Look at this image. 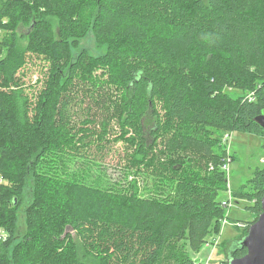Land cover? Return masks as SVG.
I'll use <instances>...</instances> for the list:
<instances>
[{
	"label": "trees",
	"instance_id": "16d2710c",
	"mask_svg": "<svg viewBox=\"0 0 264 264\" xmlns=\"http://www.w3.org/2000/svg\"><path fill=\"white\" fill-rule=\"evenodd\" d=\"M91 30L104 55L83 49L73 59ZM31 55L49 62L35 103L25 84ZM92 82L132 91L118 134L105 112L99 119L97 86L85 96L87 117L71 121V103ZM146 111L156 118L149 128ZM260 114L264 0H0V264H194L191 252L219 231L227 208L223 130L264 134ZM72 132L81 169L65 149ZM189 149L205 159L190 156L201 171L185 165ZM245 187L239 194H257L256 221L264 165Z\"/></svg>",
	"mask_w": 264,
	"mask_h": 264
},
{
	"label": "rangeland",
	"instance_id": "374dc122",
	"mask_svg": "<svg viewBox=\"0 0 264 264\" xmlns=\"http://www.w3.org/2000/svg\"><path fill=\"white\" fill-rule=\"evenodd\" d=\"M48 19L50 20L53 26L54 34L57 37L59 35L58 18L55 15H50ZM27 30L28 29L23 26L18 27V30L16 31L18 40L20 33H25L27 32ZM18 42L19 45L24 49L28 42V39H20ZM83 49H86L95 57H101L106 51V46L100 47L97 45L95 35L91 30L80 41L79 48L72 49V58L75 59L78 53ZM27 61L28 69L26 68L27 75L25 84L27 92L32 95V102L35 103L37 101L38 92H40L42 88L45 87V77L47 76L49 62L44 58V55H40L37 57H33L31 55L27 57ZM29 85H31V87ZM94 86H97L99 88L98 91H94V93L100 91V93L103 94L106 99L103 108L96 106L97 110L100 111L99 119L102 118V113L105 112V115L108 116H106L108 119L110 116L111 124L114 127L115 131H117L116 134H118L119 130L123 126L124 120H128V118L125 117L128 104H130L128 96L132 95V91H127L123 88H120L116 86L115 83L107 84L101 82H92L87 83L85 89H80L78 97H76V102L71 103L69 107L71 121L73 122V124H80L87 117L89 100L92 98L85 96L89 95L91 93L90 91H93L92 88ZM235 93L237 94V92ZM159 111L161 113V109ZM142 119L145 123L146 128H149L150 125L154 124L153 119L155 120L156 118L153 111H146ZM223 131L224 133L222 135V138L223 140L226 139L225 141H227L228 144L231 143L229 147L230 154H232L230 156V154L227 152L228 147L225 144V173L227 177V189H223V192L220 193V196H222V198L220 199L222 200V202L223 200L227 201V208L219 231L216 230L215 233H213V235L207 239L206 243L203 244L201 251L199 250L200 252H191L192 257L195 260L205 261L208 259V264H223V262L225 263L228 251L232 246L233 240L241 238L242 235L245 234L246 226L254 223L256 213L260 212L257 208H254L255 211L251 208V205L257 204L258 202L256 197L257 194L255 193V191L250 196L249 194L241 195L239 194V191L242 190V188H246L245 184L250 178H252L255 170L257 168H261L264 165V134L253 133L243 129ZM71 136L74 140L71 141L72 143L67 144L65 146V149L70 148L71 150H73V152L77 151L78 154H75V157L72 159L74 160L72 167L78 166V169H81V167H83L85 162L87 161H84V159L80 157L81 148L79 147L78 141H76L78 140V137L75 136L73 132L71 133ZM120 149L121 152L122 149L125 150L122 145L120 146ZM190 156H193L192 159L194 160L202 159L201 162H204L205 159L202 157L201 153L196 154L193 149H189L183 155V158L185 160H188L185 161V165L190 164L192 167H194L193 169L200 170L195 163L192 164ZM109 161L111 162V160H108L106 163H109ZM91 169H94V167L91 166ZM204 170L205 169H203V171ZM32 183L33 180L30 179L24 191V194H26V197L28 199H26L25 197L24 202L22 204L19 203L21 207L18 212V240H16V242L22 240V238L25 237L26 229L28 226L27 212L28 208L30 207L28 204L30 203L29 196L32 193V190L30 188ZM228 198L231 200H228ZM76 240L78 241L77 238ZM9 252L11 253V250ZM88 264L92 263L88 262Z\"/></svg>",
	"mask_w": 264,
	"mask_h": 264
},
{
	"label": "water",
	"instance_id": "95a60500",
	"mask_svg": "<svg viewBox=\"0 0 264 264\" xmlns=\"http://www.w3.org/2000/svg\"><path fill=\"white\" fill-rule=\"evenodd\" d=\"M255 121L264 129V114L258 115ZM245 249L243 255H234L236 251ZM225 264H264V196L261 198V213L257 220L240 239L233 240Z\"/></svg>",
	"mask_w": 264,
	"mask_h": 264
},
{
	"label": "built area",
	"instance_id": "2783aa9c",
	"mask_svg": "<svg viewBox=\"0 0 264 264\" xmlns=\"http://www.w3.org/2000/svg\"><path fill=\"white\" fill-rule=\"evenodd\" d=\"M222 140H223V138H222ZM226 140V139H225ZM225 140H223V142H222V144H223V146H224V148H225V144L227 145V147H228V149H227V152L230 154V145H231V143H227V141H225ZM225 150H226V148H225ZM232 154H230V156H231ZM225 165H226V162L224 163V164H222V167H223V170L226 172V168H225ZM210 168L211 169H213L214 168V164H210ZM4 180H3V177L0 175V183H2ZM228 200H231V199H229L228 198ZM222 204L224 205V206H227V201H225V200H223V202H222ZM8 236V233H7V231H5L4 229H2V228H0V239L2 238V239H6V237ZM208 259L207 260H205V261H198V260H195V263L194 264H208Z\"/></svg>",
	"mask_w": 264,
	"mask_h": 264
},
{
	"label": "clouds",
	"instance_id": "9594fccd",
	"mask_svg": "<svg viewBox=\"0 0 264 264\" xmlns=\"http://www.w3.org/2000/svg\"><path fill=\"white\" fill-rule=\"evenodd\" d=\"M205 38H207V34H206V37Z\"/></svg>",
	"mask_w": 264,
	"mask_h": 264
},
{
	"label": "flooded vegetation",
	"instance_id": "af4514ba",
	"mask_svg": "<svg viewBox=\"0 0 264 264\" xmlns=\"http://www.w3.org/2000/svg\"><path fill=\"white\" fill-rule=\"evenodd\" d=\"M238 239H240V238H238ZM237 253V252H236Z\"/></svg>",
	"mask_w": 264,
	"mask_h": 264
}]
</instances>
